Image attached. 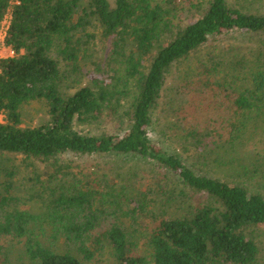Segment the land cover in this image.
<instances>
[{
  "label": "trees",
  "instance_id": "obj_1",
  "mask_svg": "<svg viewBox=\"0 0 264 264\" xmlns=\"http://www.w3.org/2000/svg\"><path fill=\"white\" fill-rule=\"evenodd\" d=\"M7 15L0 264L15 243L35 264H264V0H0ZM31 102L48 119L23 127Z\"/></svg>",
  "mask_w": 264,
  "mask_h": 264
},
{
  "label": "rangeland",
  "instance_id": "obj_2",
  "mask_svg": "<svg viewBox=\"0 0 264 264\" xmlns=\"http://www.w3.org/2000/svg\"><path fill=\"white\" fill-rule=\"evenodd\" d=\"M9 19V15L6 16V18L4 19L3 23H9L8 21ZM4 35H3V30H2V26L0 29V59L2 58H7L9 56H11L10 53V47H8L7 45H5L4 42ZM226 41V43H230L233 44V40L232 39H226L224 40ZM223 41V42H224ZM9 48V50H8ZM210 48L207 49V52H209ZM184 68V66H180V69ZM176 69L174 70L173 73H176ZM172 78L169 79L166 87L170 86V82H171ZM167 98H165L164 100H166ZM160 112L158 113L159 118H161L162 120H165L164 118V114H167L168 112H164V114L161 113V111L163 112L164 110H166V108H164V104L161 105V108L159 109ZM48 119V115L46 112V107L43 106L41 103L39 102H31L29 104H26L22 107V126L23 127H33L36 125H39L43 122H45ZM2 120V119H1ZM159 119V121H161V123H165V121H162ZM4 121V120H3ZM153 138H155V136H152ZM3 161H5L7 164L11 165V166H16L19 167L21 169H24V161L21 155H16V154H6L5 156L2 157ZM119 159V158H117ZM121 168L123 169V166L125 168H129L131 166V161L128 160H118ZM211 173L222 177L224 174L216 172V171H210ZM135 179H132V181ZM260 190H264V188H259ZM260 235H261V239L264 241V229L261 228L260 229ZM258 237V236H257ZM11 259H12V264H35L33 261H31L26 254L24 253V249L22 244L20 243H15L14 247H13V252L11 255ZM108 262V261H107ZM107 262H98V264H106Z\"/></svg>",
  "mask_w": 264,
  "mask_h": 264
},
{
  "label": "built area",
  "instance_id": "obj_3",
  "mask_svg": "<svg viewBox=\"0 0 264 264\" xmlns=\"http://www.w3.org/2000/svg\"><path fill=\"white\" fill-rule=\"evenodd\" d=\"M12 2L13 3H17V0H12ZM8 21H9V19H8ZM8 24L9 23H3V25H2V30H3L4 37L6 35V31H7V28H8ZM10 53H11V56H12L13 55V50L12 49H10ZM4 119H5L4 115L0 112V122H3Z\"/></svg>",
  "mask_w": 264,
  "mask_h": 264
},
{
  "label": "crops",
  "instance_id": "obj_4",
  "mask_svg": "<svg viewBox=\"0 0 264 264\" xmlns=\"http://www.w3.org/2000/svg\"><path fill=\"white\" fill-rule=\"evenodd\" d=\"M8 50H9V48H8Z\"/></svg>",
  "mask_w": 264,
  "mask_h": 264
}]
</instances>
